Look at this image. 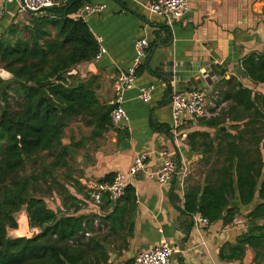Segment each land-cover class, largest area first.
<instances>
[{
	"label": "crops",
	"instance_id": "crops-1",
	"mask_svg": "<svg viewBox=\"0 0 264 264\" xmlns=\"http://www.w3.org/2000/svg\"><path fill=\"white\" fill-rule=\"evenodd\" d=\"M153 1L90 0L86 5L107 6L84 19L106 53L99 60L77 66L71 74L81 80L98 77L97 93L103 105H113L118 74L133 67L136 41L147 38L149 48L137 70L135 87L124 97L129 120L99 136H95V128L80 120L66 130L63 143L72 148L62 183L77 204L70 211L78 209L79 215L106 221L104 231L93 223L90 227L91 236L107 250L106 264H135L139 252L164 243L174 249L170 264H253L255 254L249 247L242 259L224 257L231 255L239 237L252 227L248 215L260 201L242 208L237 217L244 222L239 225L197 223L200 215H183L182 210L186 192L203 187L214 177L213 171L221 168L223 159L215 151L223 134L237 135L249 121L229 117L230 102L223 101L229 91L225 81L234 79L251 89L264 109V84L246 77L243 68L247 57L264 53V0H189L185 18L172 24L147 10ZM0 12V37L12 23L27 19L26 13H19L18 0H0ZM151 86L155 88L153 99L145 104L139 91ZM194 90L206 94L205 114L199 118L185 115L175 130L172 96ZM213 119L218 121L216 126L207 124ZM210 143L214 144L213 152L207 154L204 144ZM161 152L171 156L181 172L187 169L184 181L180 172L163 186L149 176L162 166ZM144 153L149 155L145 172L132 176L135 157ZM116 175H121L134 193L126 192L115 203L104 195L102 205L95 203L98 185ZM57 207L65 210L62 200ZM110 209L118 211L116 232L109 219L113 211L107 214ZM121 216L123 224H119Z\"/></svg>",
	"mask_w": 264,
	"mask_h": 264
},
{
	"label": "trees",
	"instance_id": "trees-1",
	"mask_svg": "<svg viewBox=\"0 0 264 264\" xmlns=\"http://www.w3.org/2000/svg\"><path fill=\"white\" fill-rule=\"evenodd\" d=\"M89 1L66 0L51 11L26 13L27 19L12 23L0 37V70L11 74L8 80L0 78V264L108 261L101 241L87 236L92 217L79 215L78 209L70 211L77 206L76 199L56 179L59 171L69 170L72 146L63 141L75 121L95 128V136L113 126L114 107L103 105L97 93L100 79L81 80L71 74L77 66L94 61L100 51L81 16ZM243 68L246 77L264 84V53L247 57ZM225 84L229 91L223 101L230 102L229 117L249 121L237 135L223 134L215 151L223 159L221 168L203 187L186 192L182 214L227 225L243 207L260 201L248 215L252 227L224 258L242 259L249 247L255 254L253 264H264V223H256L264 221V109L242 83L231 79ZM204 146L207 154L213 152V143ZM56 184L66 212L50 209L46 196H37L39 191L52 194L51 185ZM126 192L134 190L127 186ZM23 209L30 227L40 230L35 239L9 237V230L18 228L16 215ZM116 212L109 217L113 232Z\"/></svg>",
	"mask_w": 264,
	"mask_h": 264
},
{
	"label": "built area",
	"instance_id": "built-area-1",
	"mask_svg": "<svg viewBox=\"0 0 264 264\" xmlns=\"http://www.w3.org/2000/svg\"><path fill=\"white\" fill-rule=\"evenodd\" d=\"M25 6L33 11H39L44 8H52L59 5L56 0H24ZM12 2V0H10ZM19 13H27L26 7L18 0ZM107 6L105 4L88 5L82 10L81 16L83 19L87 15L99 14ZM147 10L157 17L164 19L167 23L172 24L174 20H181L185 18L189 11V0H155L148 7ZM1 15V12H0ZM101 41V40H100ZM99 42V39H98ZM149 48V41L147 38H142L136 41L135 51L136 60L131 69L126 72L118 74L113 89L115 94V100L113 102V110L111 112V119L114 126H119L123 122L129 120L126 110L123 107L125 94L135 87L137 80V70L142 64L143 60L147 56V50ZM106 51L100 48L96 60H99ZM155 88L153 86L148 88H142L139 91V99L148 104L153 99V93ZM206 107V94L200 90H194L191 93L175 92L172 96L171 109L174 129L177 130L183 123L185 115L191 118H199L205 114ZM164 157V161L160 169L150 173L149 176L156 180L161 186L169 184L180 172L182 174L183 181L188 176L187 169L183 172H178L177 163L167 156L165 152H161ZM148 153L140 154L135 157L132 166L130 167V174L136 176L141 172H145L146 161L148 159ZM127 184L121 175H116L112 182L101 183L98 185L96 192L93 195V200L98 205L103 204V196H107L111 202L120 201L126 193ZM113 209H110L107 214L111 213ZM197 223L209 224L210 221L207 218L201 217ZM244 222L243 218L236 217L232 220L230 225H239ZM96 228L101 231L106 230L107 223L103 219L98 218L94 221ZM198 225V224H197ZM91 237V234H87ZM174 255V249L169 244L164 243L155 249L143 250L139 252L135 257V264H170Z\"/></svg>",
	"mask_w": 264,
	"mask_h": 264
},
{
	"label": "rangeland",
	"instance_id": "rangeland-1",
	"mask_svg": "<svg viewBox=\"0 0 264 264\" xmlns=\"http://www.w3.org/2000/svg\"><path fill=\"white\" fill-rule=\"evenodd\" d=\"M66 171L68 172V170L59 171L57 174V177H56V179L59 181V183L62 186H64V184L62 183V180H64ZM57 185L58 184L51 185V187L53 188V192H52V194H49V193H44L45 191H47V186L42 183V188H43L44 192L39 191L37 194V196H40V197L46 196V203H47L48 207H51L54 210L58 209L57 204H58V202H61V197H60L59 192H58L59 186H57ZM63 212H66V210H63ZM23 213H24V209L19 214H17L18 220L19 219L24 220L26 218V213L25 214H23ZM30 230L33 231L32 229H30ZM38 231H40V230L38 229ZM9 237L16 238V234L13 233L12 231H9Z\"/></svg>",
	"mask_w": 264,
	"mask_h": 264
},
{
	"label": "water",
	"instance_id": "water-1",
	"mask_svg": "<svg viewBox=\"0 0 264 264\" xmlns=\"http://www.w3.org/2000/svg\"><path fill=\"white\" fill-rule=\"evenodd\" d=\"M21 3L23 6H25V1L24 0H21ZM72 4L69 5V7L71 6ZM26 7V6H25ZM52 8H44L42 10H39V11H33V10H30L26 7V11L27 13L29 14H38V13H41V12H45V11H51ZM68 9H66L67 11ZM0 78L4 79V80H8L11 78V74L8 73L7 71H5L4 69H1L0 70ZM225 130V129H224ZM180 171V168H178V172ZM26 211L24 210V213L25 214ZM19 214V213H18ZM26 226H25V235L23 236H20L17 234L18 230H20V227L22 226V224L20 223L22 220L21 219H17V215H16V220H17V223H18V228L15 229V230H9V231H12L13 233L16 234V238H26V239H35L36 237H38V235L40 234V231H38V229H32L30 227V222H29V218H28V215L26 213ZM30 229H32L33 231H31ZM178 259H179V256H177Z\"/></svg>",
	"mask_w": 264,
	"mask_h": 264
},
{
	"label": "bare ground",
	"instance_id": "bare-ground-1",
	"mask_svg": "<svg viewBox=\"0 0 264 264\" xmlns=\"http://www.w3.org/2000/svg\"><path fill=\"white\" fill-rule=\"evenodd\" d=\"M20 223L22 224V226L20 227V230H18L17 234L23 236L25 235L26 219L22 220Z\"/></svg>",
	"mask_w": 264,
	"mask_h": 264
}]
</instances>
